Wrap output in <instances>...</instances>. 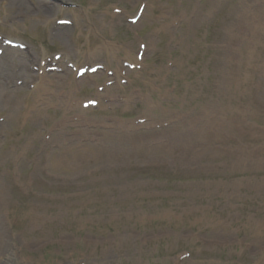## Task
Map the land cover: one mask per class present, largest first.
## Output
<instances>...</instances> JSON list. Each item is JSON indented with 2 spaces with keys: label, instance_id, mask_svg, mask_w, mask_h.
<instances>
[{
  "label": "rangeland",
  "instance_id": "rangeland-1",
  "mask_svg": "<svg viewBox=\"0 0 264 264\" xmlns=\"http://www.w3.org/2000/svg\"><path fill=\"white\" fill-rule=\"evenodd\" d=\"M0 35V264H264V0H0Z\"/></svg>",
  "mask_w": 264,
  "mask_h": 264
},
{
  "label": "bare ground",
  "instance_id": "bare-ground-1",
  "mask_svg": "<svg viewBox=\"0 0 264 264\" xmlns=\"http://www.w3.org/2000/svg\"><path fill=\"white\" fill-rule=\"evenodd\" d=\"M248 32L255 33V30L254 29H249ZM129 52H130V50L126 52V56L129 55ZM1 264H8V263L7 262H2Z\"/></svg>",
  "mask_w": 264,
  "mask_h": 264
}]
</instances>
